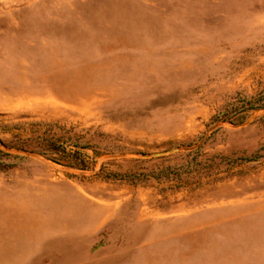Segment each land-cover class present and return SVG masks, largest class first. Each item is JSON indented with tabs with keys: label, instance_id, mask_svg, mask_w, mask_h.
I'll return each instance as SVG.
<instances>
[{
	"label": "rangeland",
	"instance_id": "rangeland-1",
	"mask_svg": "<svg viewBox=\"0 0 264 264\" xmlns=\"http://www.w3.org/2000/svg\"><path fill=\"white\" fill-rule=\"evenodd\" d=\"M0 264H264V0H0Z\"/></svg>",
	"mask_w": 264,
	"mask_h": 264
},
{
	"label": "trees",
	"instance_id": "trees-1",
	"mask_svg": "<svg viewBox=\"0 0 264 264\" xmlns=\"http://www.w3.org/2000/svg\"><path fill=\"white\" fill-rule=\"evenodd\" d=\"M19 149H25V148H20V147H19Z\"/></svg>",
	"mask_w": 264,
	"mask_h": 264
}]
</instances>
